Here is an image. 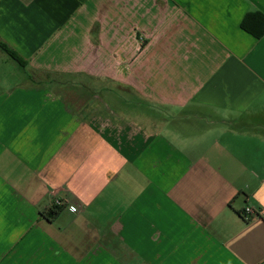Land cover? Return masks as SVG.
I'll return each mask as SVG.
<instances>
[{"label": "crops", "instance_id": "0c3cea01", "mask_svg": "<svg viewBox=\"0 0 264 264\" xmlns=\"http://www.w3.org/2000/svg\"><path fill=\"white\" fill-rule=\"evenodd\" d=\"M251 12L264 0H0L27 63L0 49V264H264V220L242 214L264 209ZM36 73L105 85L71 105Z\"/></svg>", "mask_w": 264, "mask_h": 264}, {"label": "rangeland", "instance_id": "374dc122", "mask_svg": "<svg viewBox=\"0 0 264 264\" xmlns=\"http://www.w3.org/2000/svg\"><path fill=\"white\" fill-rule=\"evenodd\" d=\"M99 28L97 26H95V28H93V32L92 35H95L97 33V30ZM93 45L98 46L99 47V42H92ZM98 49V48H97ZM11 66L13 67V64L10 63ZM104 66V63H102ZM19 71H17V75L16 77L14 75H11V79L12 80H7V82H12V84H22V82H30V79H27V76H29L28 72L27 75L25 73L24 70L18 68ZM49 77V74L46 73ZM26 75V76H25ZM25 76V77H23ZM27 80H25V79ZM33 82L36 83L39 86H46L49 87L50 91H53L55 93V95L58 96V93H61L59 95V97L61 96L62 98L67 99V102L70 103L71 105H73L72 102V98H76L77 100H81L82 101H87V99L89 98V96H91L93 94L94 91L98 90L97 88H94L95 86H104V79H99V80H90L88 78H84V79H80V78H70L68 81L64 82V79H54L56 81V84L52 85L50 82V80H46L44 78L43 75H41V73H36L33 74ZM51 79V78H50ZM59 81L66 83V85L68 86V88H66L64 86L63 89H58L59 85H61V83H59ZM45 82V83H44ZM49 83V84H48ZM94 87H92V85ZM51 88V89H50ZM61 91V92H59Z\"/></svg>", "mask_w": 264, "mask_h": 264}, {"label": "trees", "instance_id": "16d2710c", "mask_svg": "<svg viewBox=\"0 0 264 264\" xmlns=\"http://www.w3.org/2000/svg\"><path fill=\"white\" fill-rule=\"evenodd\" d=\"M240 27L243 31L250 34L256 39H260L264 35V15L260 12H251L244 16L241 21ZM0 49L4 51L11 60H13L19 67L25 68L27 63L14 51L0 42ZM62 206H54L48 213L50 220L54 219L60 212Z\"/></svg>", "mask_w": 264, "mask_h": 264}, {"label": "built area", "instance_id": "2783aa9c", "mask_svg": "<svg viewBox=\"0 0 264 264\" xmlns=\"http://www.w3.org/2000/svg\"><path fill=\"white\" fill-rule=\"evenodd\" d=\"M54 206L60 207L62 205H61V202L55 201L53 204V207ZM242 214L246 219L259 218V219L264 220V209H261V208L255 210L252 207H245Z\"/></svg>", "mask_w": 264, "mask_h": 264}, {"label": "clouds", "instance_id": "9594fccd", "mask_svg": "<svg viewBox=\"0 0 264 264\" xmlns=\"http://www.w3.org/2000/svg\"><path fill=\"white\" fill-rule=\"evenodd\" d=\"M260 203H261L262 205H264V200H261Z\"/></svg>", "mask_w": 264, "mask_h": 264}]
</instances>
